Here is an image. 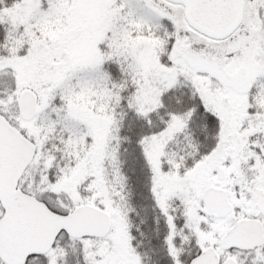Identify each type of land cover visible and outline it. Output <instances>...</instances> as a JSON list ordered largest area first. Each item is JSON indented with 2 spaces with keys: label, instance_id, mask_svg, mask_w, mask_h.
<instances>
[{
  "label": "snow or ice",
  "instance_id": "snow-or-ice-1",
  "mask_svg": "<svg viewBox=\"0 0 264 264\" xmlns=\"http://www.w3.org/2000/svg\"><path fill=\"white\" fill-rule=\"evenodd\" d=\"M0 264H264V0H0Z\"/></svg>",
  "mask_w": 264,
  "mask_h": 264
}]
</instances>
